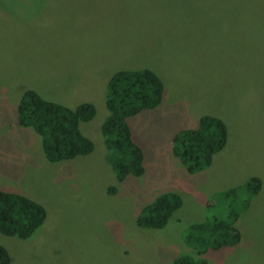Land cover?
<instances>
[{"label":"rangeland","instance_id":"rangeland-1","mask_svg":"<svg viewBox=\"0 0 264 264\" xmlns=\"http://www.w3.org/2000/svg\"><path fill=\"white\" fill-rule=\"evenodd\" d=\"M263 12L262 0H0V188L47 210L32 237L0 234L11 264H172L195 255L190 225L226 218L235 205L241 243L205 258L264 264ZM139 69L156 72L165 95L130 119L145 173L119 183L101 129L107 85L115 72ZM27 89L71 108L94 104L96 117L81 125L94 151L48 162L40 137L18 124ZM205 115L226 123L228 142L192 174L174 156V138ZM252 177L263 187L249 205L248 196L235 205L224 197ZM165 193L183 199L168 225L138 227L141 211Z\"/></svg>","mask_w":264,"mask_h":264},{"label":"trees","instance_id":"trees-1","mask_svg":"<svg viewBox=\"0 0 264 264\" xmlns=\"http://www.w3.org/2000/svg\"><path fill=\"white\" fill-rule=\"evenodd\" d=\"M247 9L255 12L251 5ZM164 95L165 84L151 69L120 70L110 78L106 96L108 116L101 129L108 151L107 161L119 183L129 176L140 177L145 173L144 150L134 141L130 119L158 108ZM96 115L97 109L90 102L71 108L46 100L31 89L24 91L18 105V124L32 129L40 137L45 158L50 163L73 160L94 151V143L82 132L81 125L91 122ZM227 142L226 123L216 116L205 115L196 128L177 133L173 154L194 174L209 168L214 156L226 147ZM262 187V180L252 177L243 186L226 191L224 197L233 199L235 205L238 198L248 196L244 200L247 206ZM109 192L116 193V188H109ZM182 206L183 199L179 194L165 193L141 211L136 223L142 229L161 230ZM235 206L226 218L212 216L190 225L185 238L195 255L179 256L172 264H210L205 258L209 252L238 246L242 241V232L237 225L241 214ZM46 219L47 210L41 203L0 188L1 235L28 239ZM11 263L9 251L0 246V264Z\"/></svg>","mask_w":264,"mask_h":264}]
</instances>
